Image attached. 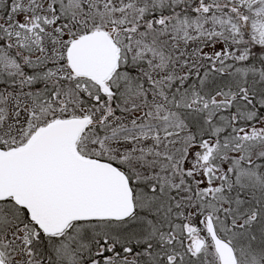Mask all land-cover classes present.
<instances>
[{
    "label": "snow or ice",
    "instance_id": "6c2138e0",
    "mask_svg": "<svg viewBox=\"0 0 264 264\" xmlns=\"http://www.w3.org/2000/svg\"><path fill=\"white\" fill-rule=\"evenodd\" d=\"M0 264H264V0H0Z\"/></svg>",
    "mask_w": 264,
    "mask_h": 264
}]
</instances>
